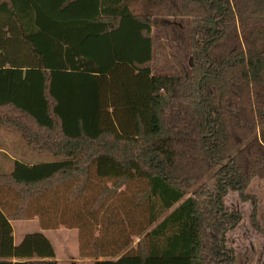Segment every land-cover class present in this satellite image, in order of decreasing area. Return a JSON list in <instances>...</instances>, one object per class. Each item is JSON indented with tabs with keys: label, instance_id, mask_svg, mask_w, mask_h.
<instances>
[{
	"label": "trees",
	"instance_id": "16d2710c",
	"mask_svg": "<svg viewBox=\"0 0 264 264\" xmlns=\"http://www.w3.org/2000/svg\"><path fill=\"white\" fill-rule=\"evenodd\" d=\"M156 16L193 20L190 74L153 73ZM5 109L0 122L59 160L14 161L0 173V264H59L43 234L16 246L11 222L37 216L42 229L60 228L45 196L69 188L74 204L93 178L113 184L92 200L91 217L142 183L134 206L148 207L149 231L136 248L108 231L83 235L82 248L81 228L65 226L79 229L81 258L236 264L227 235L242 215L226 197L252 201L254 220L247 190L264 179V0H148L143 15L127 0H0Z\"/></svg>",
	"mask_w": 264,
	"mask_h": 264
},
{
	"label": "rangeland",
	"instance_id": "374dc122",
	"mask_svg": "<svg viewBox=\"0 0 264 264\" xmlns=\"http://www.w3.org/2000/svg\"><path fill=\"white\" fill-rule=\"evenodd\" d=\"M127 2L135 14H145L148 0H127ZM152 22L154 44L153 73L155 75L190 74L193 20L186 17L156 16ZM1 113L3 115L5 113L11 115V112L7 109ZM0 151L9 152L16 158H21L22 162L26 164H39L59 160L52 156L35 152L27 145L21 132L3 122H0ZM4 155V152H0V168L2 167L1 169L3 170L0 173H7L13 170L12 165H14V162L6 160ZM112 184L113 182L110 180L101 181L93 178L91 190L81 196L74 204H70L67 200L69 188L51 192L44 198L47 204L52 202V197L54 198L56 205L53 207L58 211L56 221L58 220L61 225L58 229L78 230L80 239L78 228L68 229L66 227L76 225L81 228L82 248L85 245L83 235L93 237L101 234L103 237L106 231H108L107 234L119 236L124 240L122 243L128 241L130 243L129 249H132L131 247L136 248L138 241L141 240L137 233L142 228L145 232L149 231L147 226L149 218L148 207L136 208L134 206V193L145 188L139 182H134L130 186L125 187L119 195L106 202L103 212L100 210L97 216L91 217L88 214V208L92 200L104 188ZM52 193L55 194L52 195ZM247 193L255 198L257 204L254 220L252 219L254 212L252 201L243 202L237 193H230L226 197L227 207L231 211H239L242 215V222L239 227L227 235V246L235 250L236 264H262L264 262V179H254ZM32 211L36 212L34 209ZM21 221L28 220H15L13 222ZM140 222L142 225L139 226ZM99 224L101 225L98 227ZM256 226L260 227L261 231ZM63 237L58 235L60 243L57 246L59 249L61 247L60 253H62V256H67L65 249L62 248L65 246ZM63 258L62 264H73L71 259ZM81 259L84 260V263L81 264H93L92 259Z\"/></svg>",
	"mask_w": 264,
	"mask_h": 264
},
{
	"label": "crops",
	"instance_id": "0c3cea01",
	"mask_svg": "<svg viewBox=\"0 0 264 264\" xmlns=\"http://www.w3.org/2000/svg\"><path fill=\"white\" fill-rule=\"evenodd\" d=\"M4 152V156L6 160H11V161H20L22 162L21 158H16L12 154L6 151H0ZM24 163V162H23ZM38 164V163H34ZM33 163L31 165H34ZM13 169H14V165ZM2 168V167H1ZM0 168V171L3 172V170ZM13 170L7 172L11 173ZM12 227H13V232H14V243L16 246L20 245L24 238L29 235V234H35V233H40L43 234L45 237L48 238V240L51 242L53 245L55 252H56V260L58 261L59 264H62L64 259L63 257H66L68 259H71L72 263H84V260L80 258V239H79V232L78 230H65V229H50V230H44L42 229L40 225V220L37 216L34 218L28 220V221H21V222H11ZM59 236H64V244L65 246L62 247L65 249V252L67 253V256H62V253H60V249L58 248V243H60V239L58 238ZM133 248V247H131ZM69 250V251H68Z\"/></svg>",
	"mask_w": 264,
	"mask_h": 264
}]
</instances>
